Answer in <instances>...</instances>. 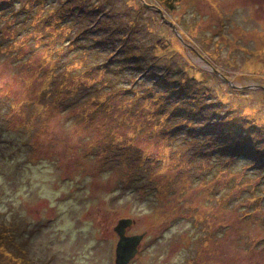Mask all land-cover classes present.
Wrapping results in <instances>:
<instances>
[{
  "label": "rangeland",
  "instance_id": "1",
  "mask_svg": "<svg viewBox=\"0 0 264 264\" xmlns=\"http://www.w3.org/2000/svg\"><path fill=\"white\" fill-rule=\"evenodd\" d=\"M123 218L128 264H264V0H0V264Z\"/></svg>",
  "mask_w": 264,
  "mask_h": 264
},
{
  "label": "water",
  "instance_id": "2",
  "mask_svg": "<svg viewBox=\"0 0 264 264\" xmlns=\"http://www.w3.org/2000/svg\"><path fill=\"white\" fill-rule=\"evenodd\" d=\"M132 224L129 218L120 219L114 231L118 235V242L115 247V264H128L137 253V247L143 237L142 234L126 235L125 230Z\"/></svg>",
  "mask_w": 264,
  "mask_h": 264
},
{
  "label": "trees",
  "instance_id": "3",
  "mask_svg": "<svg viewBox=\"0 0 264 264\" xmlns=\"http://www.w3.org/2000/svg\"><path fill=\"white\" fill-rule=\"evenodd\" d=\"M74 1H76V0H69V2H74ZM134 89H135V87H132V88L129 87V91H131V92L134 91ZM146 98H147V94H144L143 93V102L146 100ZM143 113H145V110L144 109H143ZM146 121H147V118L145 120H143V123L145 124ZM191 123L192 122L191 121H188V120H185L184 122H181V123L171 122L170 124H168V126H167V128L165 130H168V129L171 128L174 131L177 128L178 129L186 128V125L185 124H191ZM187 126H189V125H187ZM144 128H145V126L143 125V131L145 132V129ZM206 128H207V126H206ZM151 134H154V133L152 132ZM151 134H149V135H151ZM155 135H157V134L155 133ZM143 172H145V171L143 170Z\"/></svg>",
  "mask_w": 264,
  "mask_h": 264
}]
</instances>
